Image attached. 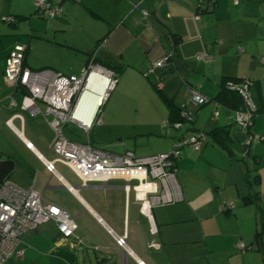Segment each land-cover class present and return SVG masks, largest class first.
<instances>
[{
    "label": "crops",
    "instance_id": "crops-1",
    "mask_svg": "<svg viewBox=\"0 0 264 264\" xmlns=\"http://www.w3.org/2000/svg\"><path fill=\"white\" fill-rule=\"evenodd\" d=\"M62 7L60 18L51 20L34 14L33 0H0V37L14 38L0 52V161L13 160L9 179L22 188L33 184L47 201L68 211L76 231L62 240L51 223L45 224L23 235L22 258L5 264H264V234L257 235L259 208L264 210V0L237 5L215 0L202 14H197V0H67ZM9 16L16 22L1 20ZM16 44L27 47L23 66L31 71L62 74L61 65H52L57 59L42 57L46 51L48 58L58 57L61 51L73 58V71L93 62L114 72L117 82L100 107L97 128L102 135L104 129L120 127L105 145L114 153H166L177 139L205 133L199 153L185 148L176 160L177 201L152 208L147 217L121 180L83 187L68 167L55 162L49 154L52 117L45 115L44 105L36 103L40 113L35 117L7 107L10 95L18 106L22 99V91L13 90L3 73ZM165 56L167 62L147 75ZM239 80L252 83L256 108L246 153L233 137L237 97L223 89L225 82ZM188 87L208 102L188 105L193 121L169 132L163 128L171 117L168 104L180 108ZM14 113L23 118L21 126L12 121L21 128L20 136L5 125ZM46 162H54L62 182L46 172ZM224 204L233 208L227 211ZM123 234L125 249L115 244ZM239 242L245 246L240 258L234 255ZM150 243L157 248H149Z\"/></svg>",
    "mask_w": 264,
    "mask_h": 264
},
{
    "label": "built area",
    "instance_id": "built-area-1",
    "mask_svg": "<svg viewBox=\"0 0 264 264\" xmlns=\"http://www.w3.org/2000/svg\"><path fill=\"white\" fill-rule=\"evenodd\" d=\"M67 0H33L34 14L41 18L57 19L63 13V3ZM215 0H197V8L213 4ZM234 5L240 0H232ZM146 15V13H145ZM5 23H15L14 17H3ZM27 47L16 44L8 53L4 63V80L13 90L22 91L21 103L18 106L9 96L8 109L26 112L30 117L37 116L40 111L36 106L40 102L45 107V115L52 118L48 122L53 132V139L49 149L55 155V162L67 166L81 181L83 187L91 183L106 185L111 180H121L126 193L132 192L135 200L140 203L141 211L150 217L151 209L173 204L177 201L175 185L176 160L185 148L199 153L201 145L206 142L203 132H196L191 136H184L176 140L171 151L150 156L138 157L130 151L122 154L112 153L101 148L94 147L89 141H75L63 134L64 127L71 123L88 134L94 124L100 123L97 114L108 94L116 85V77L110 71L89 63L83 69L80 78L76 76H64L50 71H31L23 66L24 55ZM202 62H208L203 56L198 58ZM168 60V56L155 61L147 71V75L161 68ZM99 69L107 75L108 89L105 97L96 107L90 125L85 128L75 118V112L79 100L85 89V77L87 70ZM90 71V73H91ZM89 76V75H88ZM87 76V77H88ZM86 77V81H87ZM252 83L249 80L227 81L224 89L236 94L241 102V107L234 111V126L238 131H248L251 121L256 113V108L251 94ZM187 98L181 106L180 120L170 125L165 121L163 128L180 130L185 124L193 121V114L186 110L188 105L200 107L208 102L196 89L187 88ZM18 108V109H17ZM22 115L14 113L5 125L16 135L20 136L21 128H15L12 121L18 120L21 126ZM249 136L247 143L252 142ZM30 147V145H28ZM46 172L57 177L54 162L44 164ZM134 182V183H133ZM72 190V188H68ZM224 208L231 210V204H224ZM51 223L57 230L62 240L74 237L76 224L74 217L65 209L47 201L43 194L34 190L33 184L28 188H22L13 183L9 178L0 183V264H4L10 258L21 259L23 249L20 247L21 237L27 233L35 232L39 227ZM115 244L122 249L126 248V234L115 237ZM149 248H157L150 243ZM236 248L243 252L245 246L242 242ZM141 264V263H140Z\"/></svg>",
    "mask_w": 264,
    "mask_h": 264
},
{
    "label": "rangeland",
    "instance_id": "rangeland-1",
    "mask_svg": "<svg viewBox=\"0 0 264 264\" xmlns=\"http://www.w3.org/2000/svg\"><path fill=\"white\" fill-rule=\"evenodd\" d=\"M34 16V15H33ZM5 24V23H3ZM7 28L9 29V31H12L13 29L11 27H9L8 25H6ZM26 30V29H25ZM24 30V32H25ZM27 33V30L25 32V34ZM24 33H22L23 37L25 36ZM14 39V38H12ZM11 38H8V37H3L1 36L0 37V52L2 50H4L5 48H8L10 47V45H12V40ZM43 48H46V44L42 45ZM48 52L49 51H46L44 52V55H42L43 58L45 59H50V58H55L57 59L55 64H52L54 66H57V65H61L58 69L62 70V74L65 75V76H76L78 78H80L82 76V72H83V68L80 70V71H73V67H70V58L72 57H69V56H61L63 54V52L59 51V56L58 57H54L52 56L51 54H49V58H48ZM36 55H34L35 57H40V55L38 53H34ZM33 55V54H32ZM73 59V58H72ZM87 66L84 67V69L86 68ZM52 69H55L54 67H52ZM106 70V69H105ZM87 75L86 77L90 74V71H91V68L87 70ZM108 71V70H107ZM86 77H85V80H84V83H86ZM86 87V86H85ZM109 95V94H108ZM108 97V96H107ZM99 114V112L97 113ZM99 116V115H97ZM99 124H94L91 128V130L88 132V134L84 133L82 130H80L79 128H77L75 125L71 124V123H68L64 129H63V134L66 136V137H69L75 141H89L91 143V141L93 140V137L95 138V141L97 143H99V147L98 148H102L106 151H109V152H113L114 150H112L111 148L109 147H106L105 145L109 142H112L116 133L120 130V127L118 126H115L113 128H109V129H104L102 131V135L100 134V131H97V128L99 127ZM103 129V128H102ZM96 130V131H95ZM249 131V130H248ZM53 139V138H52ZM52 141V140H51ZM94 141V140H93ZM92 141V143H93ZM11 143L13 144L14 147H18V142L14 139L12 140L11 139ZM51 143V142H50ZM28 146V144H27ZM95 147V145H93ZM97 147V146H96ZM106 147V148H105ZM30 148V147H29ZM14 149V148H13ZM114 153V152H113ZM49 154H53L51 153V151H49ZM54 155V154H53ZM52 155V156H53ZM5 157V156H4ZM67 167V166H66ZM35 169V168H34ZM35 171H37L35 169ZM56 171V170H55ZM48 173V172H47ZM57 174V173H56ZM52 175V174H51ZM54 176V175H53ZM9 178H12V176L10 175ZM134 183V182H133ZM71 191V190H70ZM240 243V242H239ZM244 243V242H243ZM235 246V245H234ZM246 247H248L246 245ZM236 256H239L238 258L241 257V255L244 254V252H241L239 250H234ZM15 259V258H14ZM237 261L234 260L233 264H236ZM251 262L249 260L243 262V264H250Z\"/></svg>",
    "mask_w": 264,
    "mask_h": 264
},
{
    "label": "bare ground",
    "instance_id": "bare-ground-1",
    "mask_svg": "<svg viewBox=\"0 0 264 264\" xmlns=\"http://www.w3.org/2000/svg\"><path fill=\"white\" fill-rule=\"evenodd\" d=\"M85 86L86 87L79 100L75 112V118L77 119V121L80 123L81 126L87 128L93 118L96 107L107 93V89H108L107 75L101 73L99 69H94L87 77Z\"/></svg>",
    "mask_w": 264,
    "mask_h": 264
},
{
    "label": "trees",
    "instance_id": "trees-1",
    "mask_svg": "<svg viewBox=\"0 0 264 264\" xmlns=\"http://www.w3.org/2000/svg\"><path fill=\"white\" fill-rule=\"evenodd\" d=\"M213 6H214V3L212 4H207V5H204V6H201L200 8L198 7L197 8V14H202V13H205V12H207V11H209V10H211L212 8H213ZM15 19V18H14ZM15 22H16V19H15ZM10 24H13V23H10ZM92 64H94L93 62H92ZM100 67H102V68H104V69H106V70H108V71H110L111 73H113L114 74V72L113 71H111L110 69H108V68H106V67H104V66H101V65H99ZM115 75V74H114ZM223 89H224V84H223ZM225 90V89H224ZM225 91H227V90H225ZM228 92V91H227ZM230 93H232V92H230ZM232 94H234V93H232ZM236 97H237V103H236V106H235V110H238L240 107H241V102H240V99H239V97L236 95V94H234ZM168 107L170 108V118L168 119V122L170 123V125H172L173 123H175V122H177V121H179L180 120V112H181V107L180 108H176L173 104H171V103H169L168 104ZM254 117V116H253ZM205 134V133H204ZM159 154V153H158ZM242 159L243 158H240L239 160L240 161H242ZM245 181H247V183H249V180L248 179H246ZM250 199L251 198H245V200L247 201V200H249L250 201ZM227 211H229V210H227ZM226 211V212H227ZM259 213H260V224H261V230H260V232H259V234H257L258 236H260V235H262V234H264V210H262V209H260L259 208ZM10 259H14V258H10ZM9 259V260H10ZM8 261V260H7ZM6 261V262H7ZM5 264V263H4Z\"/></svg>",
    "mask_w": 264,
    "mask_h": 264
},
{
    "label": "water",
    "instance_id": "water-1",
    "mask_svg": "<svg viewBox=\"0 0 264 264\" xmlns=\"http://www.w3.org/2000/svg\"><path fill=\"white\" fill-rule=\"evenodd\" d=\"M249 136L252 138V135L250 134V132L246 130L238 131L235 134L233 133L234 140L236 142L241 143V149L244 153H246L252 146L251 145L252 142L250 144L247 143V139ZM14 168H15V163L13 160L9 159V160L0 161V183L4 179L10 177Z\"/></svg>",
    "mask_w": 264,
    "mask_h": 264
}]
</instances>
